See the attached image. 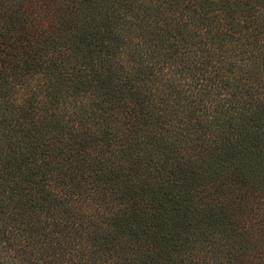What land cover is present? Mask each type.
<instances>
[{"label": "trees", "instance_id": "16d2710c", "mask_svg": "<svg viewBox=\"0 0 264 264\" xmlns=\"http://www.w3.org/2000/svg\"><path fill=\"white\" fill-rule=\"evenodd\" d=\"M0 264H264V0H0Z\"/></svg>", "mask_w": 264, "mask_h": 264}, {"label": "rangeland", "instance_id": "374dc122", "mask_svg": "<svg viewBox=\"0 0 264 264\" xmlns=\"http://www.w3.org/2000/svg\"><path fill=\"white\" fill-rule=\"evenodd\" d=\"M172 71H171V69H169V74H173V73H171ZM184 104L186 105V104H188V101H184Z\"/></svg>", "mask_w": 264, "mask_h": 264}]
</instances>
